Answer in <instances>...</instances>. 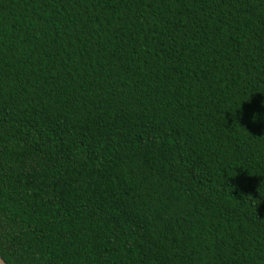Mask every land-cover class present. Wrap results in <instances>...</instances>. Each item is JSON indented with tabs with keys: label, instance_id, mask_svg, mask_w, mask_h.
<instances>
[{
	"label": "trees",
	"instance_id": "1",
	"mask_svg": "<svg viewBox=\"0 0 264 264\" xmlns=\"http://www.w3.org/2000/svg\"><path fill=\"white\" fill-rule=\"evenodd\" d=\"M5 264H264V0H0Z\"/></svg>",
	"mask_w": 264,
	"mask_h": 264
},
{
	"label": "water",
	"instance_id": "2",
	"mask_svg": "<svg viewBox=\"0 0 264 264\" xmlns=\"http://www.w3.org/2000/svg\"><path fill=\"white\" fill-rule=\"evenodd\" d=\"M0 264H5L1 257H0Z\"/></svg>",
	"mask_w": 264,
	"mask_h": 264
}]
</instances>
